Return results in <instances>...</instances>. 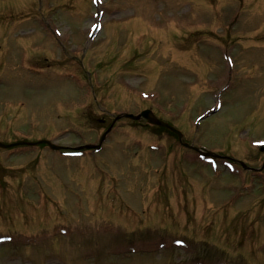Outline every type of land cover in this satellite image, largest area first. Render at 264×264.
<instances>
[{
    "label": "rangeland",
    "instance_id": "rangeland-1",
    "mask_svg": "<svg viewBox=\"0 0 264 264\" xmlns=\"http://www.w3.org/2000/svg\"><path fill=\"white\" fill-rule=\"evenodd\" d=\"M105 3L100 32L89 43L95 0H0V141L19 134L65 146L95 143L111 120L104 109L151 106L173 119L172 107L188 99L174 121L189 130L187 139L252 158L250 142L264 137V0ZM228 49L239 67L232 79ZM206 77L224 87L219 110L192 131L190 118L218 97ZM124 81L131 84L120 86ZM132 84L137 90L130 93ZM126 121L97 152L68 156L22 145L12 148L22 152L15 155L0 148V180L7 181L0 185L12 184L0 192V233H12L0 241V264H264L259 233L240 234L264 200V174L251 186L190 152L149 150L148 140L169 139L133 133ZM219 167L226 168L221 160ZM171 196L179 203L167 204ZM123 247L136 251L117 255Z\"/></svg>",
    "mask_w": 264,
    "mask_h": 264
}]
</instances>
